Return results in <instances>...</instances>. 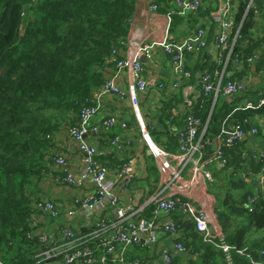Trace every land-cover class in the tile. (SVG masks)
Returning a JSON list of instances; mask_svg holds the SVG:
<instances>
[{
    "label": "trees",
    "instance_id": "1",
    "mask_svg": "<svg viewBox=\"0 0 264 264\" xmlns=\"http://www.w3.org/2000/svg\"><path fill=\"white\" fill-rule=\"evenodd\" d=\"M135 2L0 0V261L3 264H35L32 255L38 240L28 222L32 190L48 170L52 172L55 168V156L48 158L55 131L60 125L76 122L81 108L92 104V91L105 82L107 67L116 64L114 57L118 58L124 49ZM248 2L241 0L234 16L233 32L239 27L240 37L233 54L239 53L244 58L254 55L256 59L254 66L244 62L232 78L248 76L253 67L264 75V53L255 57L264 44V31L261 36L252 33L256 26L255 11L248 7ZM114 43H118L117 48ZM231 59L227 71L233 69ZM215 67L216 62L210 63L208 58L197 63L195 69L211 72ZM180 101L175 96L162 101L156 114L157 123L147 126L153 140L168 151L178 147L174 129H182L190 113L179 114ZM191 111L200 117L202 125L206 124L207 139L233 125L244 130L255 125L256 138H264V122L253 120L254 115L263 117L264 105L245 108L235 100L227 101L221 93L213 102L212 95L204 99L201 93ZM163 135L166 142L161 139ZM210 150L208 146L207 151ZM243 150H247L244 143L225 149V155L230 157L228 167L232 169L221 177V173H214L219 189L221 184L235 189L218 200L217 216L224 240L232 247L234 264H252L249 257L263 263L264 252H260L264 251V183L255 192V185L241 177L240 172L258 173L264 158L240 160ZM149 169L157 181L155 166L150 164ZM251 198L254 200L250 201ZM152 207L145 210L146 216ZM173 219L178 232L169 237L180 241L184 251L169 250L171 264H227L217 239L203 241L179 211L173 213ZM237 249H243L244 253ZM133 250L136 252L129 253V260L141 259L146 248L138 245Z\"/></svg>",
    "mask_w": 264,
    "mask_h": 264
},
{
    "label": "built area",
    "instance_id": "2",
    "mask_svg": "<svg viewBox=\"0 0 264 264\" xmlns=\"http://www.w3.org/2000/svg\"><path fill=\"white\" fill-rule=\"evenodd\" d=\"M235 0H224L221 7L213 12V19L217 23V30L212 36V44L220 51L216 67L211 72H203L200 78L201 93L204 99L212 95L213 102L219 93L229 102L236 100L245 93L248 80L227 77L224 80L227 62L230 57L237 66L244 62L254 63V55L244 58L241 54H233L234 46L240 37L239 27L233 32L234 18L232 10ZM255 0H249L248 7H252ZM175 13L186 17L202 6V0H174ZM159 5L150 3L149 10L158 12ZM174 13V12H173ZM155 14L152 24L155 30L162 28ZM169 19V17H168ZM131 23V21H130ZM22 26L20 25V30ZM152 45L163 47L171 56V67L175 80L172 87L176 88L181 79L189 80L191 72L186 68L185 56L188 53H197L208 46L206 30L198 27L194 34L183 41L167 42L165 39L152 42ZM124 49L119 53L112 76L107 77L99 87L97 97L104 94H113L121 100L127 98L133 112L135 128L139 136L153 156L155 168L158 172V182L155 186L144 187L141 194L143 200L139 204H123L119 187L127 191L134 182L135 170L131 157L127 158L116 175L114 181L109 179L108 167L99 161L101 154L97 146L86 140L89 133L106 131L107 128L131 130L128 119L119 115H110L100 122L94 123V118L100 108L98 101L85 105L78 113L74 124H67V133L75 141L76 148L81 154V164L75 168L68 164L66 156L56 155L54 166L63 171L55 180L59 189L72 192L66 202L69 214L81 211L83 219L88 221L86 230L72 227L60 220V209L54 200L49 198L36 199L32 202V211L28 222L32 234L37 237L38 246L32 255L35 264H148L155 255V247L169 236L174 237L178 232V224L173 219L175 211L181 212L186 220L193 224L194 230L203 241L218 240V246L223 251L227 264H234L232 247L224 240V230L217 216L218 199L209 189L210 184L218 183L215 172L220 177L232 168L228 167L229 156L225 149L238 147L240 143L248 144V136L258 135V128L251 125L249 130L242 127L231 126L212 139L205 138L206 124L202 125L200 117L190 113L185 118V126L177 134L178 147L175 151H168L151 137L147 123L141 112V94L149 88L160 91L164 82L157 79H145L142 76L143 66L141 56L151 58V46L140 44L135 50L128 48V37L123 42ZM114 53V52H113ZM112 53V54H113ZM126 70L131 77L127 90L120 88L115 77ZM107 71V70H106ZM201 97V96H200ZM245 108H259L264 105V96L256 100L245 99L240 102ZM264 117V115H263ZM257 139V138H256ZM258 140V139H257ZM264 142V138H260ZM131 142L130 138L122 139L116 133L111 143L117 151H122ZM211 146L210 152L207 151ZM264 154L247 145L243 150L240 160H263ZM241 177L250 179L255 185L254 191L258 192L264 183V164L258 173L252 170L240 172ZM115 182V183H114ZM116 182L118 185L116 186ZM86 183L93 185L92 192L81 195L77 193L79 187ZM117 187V188H116ZM257 194V193H255ZM254 199L251 198L250 201ZM153 205L149 215L145 210ZM115 212L114 219L102 216V213L111 210ZM146 247L143 257L129 260V253L134 246ZM173 251L180 253L184 246L178 240L173 241ZM240 254L243 249H237ZM261 251L260 253H263ZM249 257V255H248ZM252 264H264L249 257ZM172 255L163 251L162 264H171ZM0 264H3L0 261Z\"/></svg>",
    "mask_w": 264,
    "mask_h": 264
},
{
    "label": "crops",
    "instance_id": "3",
    "mask_svg": "<svg viewBox=\"0 0 264 264\" xmlns=\"http://www.w3.org/2000/svg\"><path fill=\"white\" fill-rule=\"evenodd\" d=\"M241 0H235L234 7L232 10V17L234 18L238 5ZM157 3L159 5L158 12L150 11V3ZM224 0H202V6L184 17L183 15H178L175 13L174 0H136L135 8L131 17L130 28L128 31V48L130 50H135L140 44H147L151 46L152 56L149 59L144 57L142 62L143 73L142 76L145 79L157 78L164 82V87L162 90L157 91L155 88H149L144 94H141V112L145 118V121L149 127L152 124L157 123L156 114L162 105V101L168 100L169 98L180 97L181 101L179 105V114L183 115L188 112L192 113L191 108L195 102L201 96V86L200 78L201 74L206 71H196L195 67L197 63H202L208 60L210 63L219 60L218 55L220 51L212 44V36L217 30V23L213 19V12L217 7L223 5ZM252 8L255 11L256 26L253 29L254 34L261 36L264 31V0H255ZM174 12V13H173ZM157 14L158 21L162 24V28L155 30L152 24V20ZM169 17V19H168ZM198 27H203L206 30L207 43L208 46L205 49L198 50L197 53H188L185 56L186 68L195 77L189 80L181 79L176 88L172 87V83L175 80V75H173V70L171 67V56L167 54L163 47L158 45H152V42H157L165 39L167 42H178L192 36ZM264 53V44L261 46L260 50L255 54L258 57L260 54ZM206 56V59L202 57ZM256 59V58H255ZM233 63V69L225 71L226 77L232 78V76L242 69V66H237ZM254 66V63L250 64ZM115 65L107 67L106 77H111ZM244 79L248 80L246 85L245 93H241L235 101L240 104L241 101L247 98H254L257 95L264 94V75L263 71L257 73L253 68L248 72V76H244ZM117 85L127 90L131 83V77L126 70L120 72L118 76L115 77ZM99 89V88H98ZM94 89L92 91V99L100 103V108L97 115L94 118V123L100 122L103 118L110 115H119L128 119L131 130L121 131L120 129L107 128L106 131H100L98 133H89L86 135V140L95 144L100 150L99 161L104 163L109 169V179L114 181L116 175L118 174L121 165L127 161L129 157L133 160V166L135 170V175L132 185L127 191H123L119 187L118 192L121 194L123 204H139L144 199L141 195L144 192V187L147 185L150 188L155 186L158 182V172L156 169L157 181L152 176V172L149 169L150 164L155 166L153 156L148 154L147 146L144 141L139 136L138 130L135 128V122L133 121V112L131 109L130 102L127 98L121 100L118 96L113 94H104L97 97L99 90ZM189 113V114H190ZM253 120L257 122H264V117L259 115H254ZM67 124L60 125L55 131L53 137V145L51 147V152L48 157L51 159L53 156L62 154L66 156L68 164L72 167H79L81 164V154L76 148L75 141L71 139L67 133ZM175 132L178 130L174 129ZM119 134L122 139L130 138L131 142L127 147H124L122 151H117L116 147L111 143L115 135ZM161 139L166 142L167 137L163 135ZM248 144L252 145L253 148L261 151L264 154V142L257 140L254 135L248 136ZM248 144H245L246 146ZM146 156H145V155ZM56 170V171H55ZM58 171V172H57ZM62 170L60 167L55 165L52 172L49 170L45 173L43 180L47 183L46 189L42 190L39 186L43 180L37 181V187L32 190L31 198L32 201L41 198H49L54 200L60 209V220L57 222L70 225L72 227H79L81 230H86L88 221L83 219L82 213L78 210L75 214H69L66 207V202L70 199L72 192L65 189H59L58 183L55 181L57 176H61L59 173ZM57 172V173H56ZM63 174V171H62ZM250 184H253L250 179H247ZM115 183V182H114ZM220 186V183H214ZM118 183L116 182V186ZM221 188H224L221 184ZM210 189V188H209ZM229 189V188H228ZM94 187L90 183H86L82 187H79L77 193L85 195L86 193L92 192ZM35 192V195H34ZM216 195V194H215ZM225 195V194H224ZM217 197V196H216ZM217 198L218 200H220ZM102 216L108 219L115 218V212L112 209L110 214L108 212L102 213ZM146 248V247H145ZM173 250V240L171 237L164 239L160 244L155 247V255L152 261L148 264H162L163 251ZM147 251V250H146ZM131 249V255L135 253ZM174 252V251H173ZM144 254V253H143ZM117 264V262L110 263Z\"/></svg>",
    "mask_w": 264,
    "mask_h": 264
},
{
    "label": "rangeland",
    "instance_id": "4",
    "mask_svg": "<svg viewBox=\"0 0 264 264\" xmlns=\"http://www.w3.org/2000/svg\"><path fill=\"white\" fill-rule=\"evenodd\" d=\"M46 185H47V183L45 182V180H43L41 183H39V186L42 190L46 189ZM209 188L212 192H214L216 194L217 198H219V196L223 197V194H225V196H227L226 194L229 193V191L235 192V189H233L232 187H225V188L219 189L216 184H210ZM34 195H35V192H34Z\"/></svg>",
    "mask_w": 264,
    "mask_h": 264
},
{
    "label": "water",
    "instance_id": "5",
    "mask_svg": "<svg viewBox=\"0 0 264 264\" xmlns=\"http://www.w3.org/2000/svg\"><path fill=\"white\" fill-rule=\"evenodd\" d=\"M117 47H118V43H114V48H117ZM143 60H144V57L141 56V61H143ZM253 69H254V67H253ZM147 153L150 154V151H148Z\"/></svg>",
    "mask_w": 264,
    "mask_h": 264
}]
</instances>
